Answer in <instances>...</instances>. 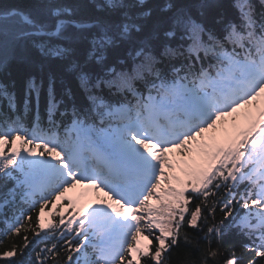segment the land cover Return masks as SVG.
<instances>
[{
    "label": "snow or ice",
    "instance_id": "obj_1",
    "mask_svg": "<svg viewBox=\"0 0 264 264\" xmlns=\"http://www.w3.org/2000/svg\"><path fill=\"white\" fill-rule=\"evenodd\" d=\"M13 63L0 261L264 264V0L0 5Z\"/></svg>",
    "mask_w": 264,
    "mask_h": 264
},
{
    "label": "trees",
    "instance_id": "obj_2",
    "mask_svg": "<svg viewBox=\"0 0 264 264\" xmlns=\"http://www.w3.org/2000/svg\"><path fill=\"white\" fill-rule=\"evenodd\" d=\"M30 0H0V5H10V4H28ZM150 2H154V0H150ZM224 3H229L230 0H223ZM39 69L37 68H24L23 66L17 65L15 63L11 64L8 73L7 74H0V82L5 84H10L12 81L16 82V91L18 98L21 97V90L23 86V81L25 77L31 72L35 74L38 72ZM66 81L68 85L76 89V81L71 75L65 76ZM6 105V101L3 102ZM219 215H217V219H219ZM35 219V216L33 217ZM58 220V217L55 218ZM5 228V225L3 223V218H0V233H3ZM23 235V233H22ZM29 238H31V235L29 234ZM246 241H243L241 237H238L235 232H230L228 235L224 237V244L223 246L227 248L229 251H231L232 246H235L237 249V252L239 253V248L242 243H245ZM6 243H11V241H6ZM33 253V257H34ZM172 264H184L185 261V252L183 249L177 250L175 254L171 257ZM0 264H5L4 261H0Z\"/></svg>",
    "mask_w": 264,
    "mask_h": 264
},
{
    "label": "rangeland",
    "instance_id": "obj_3",
    "mask_svg": "<svg viewBox=\"0 0 264 264\" xmlns=\"http://www.w3.org/2000/svg\"><path fill=\"white\" fill-rule=\"evenodd\" d=\"M49 209H50V210L52 209V206H51V205H49Z\"/></svg>",
    "mask_w": 264,
    "mask_h": 264
}]
</instances>
